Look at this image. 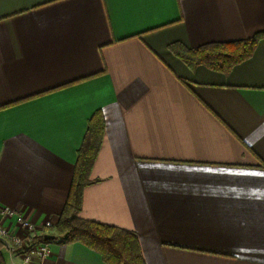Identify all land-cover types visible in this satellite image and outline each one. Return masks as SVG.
Wrapping results in <instances>:
<instances>
[{"label": "crops", "instance_id": "obj_1", "mask_svg": "<svg viewBox=\"0 0 264 264\" xmlns=\"http://www.w3.org/2000/svg\"><path fill=\"white\" fill-rule=\"evenodd\" d=\"M258 33L264 0H0V209L54 227L100 111L76 217L134 233L144 264H264V37L228 74L167 48ZM47 242L41 264H104Z\"/></svg>", "mask_w": 264, "mask_h": 264}, {"label": "trees", "instance_id": "obj_2", "mask_svg": "<svg viewBox=\"0 0 264 264\" xmlns=\"http://www.w3.org/2000/svg\"><path fill=\"white\" fill-rule=\"evenodd\" d=\"M264 33L253 35L250 39L209 43L188 49L180 43L168 45V51L188 68L197 66L228 74L231 69L248 59ZM104 118L95 111L87 121L82 142L76 153L71 182L64 206L52 228L42 231L51 232L65 244L78 243L99 255L104 264H144L137 237L134 233L109 225H102L75 216L81 208L83 189L91 184L89 175L102 143ZM32 241L42 242L43 235ZM5 250L0 243V264H5Z\"/></svg>", "mask_w": 264, "mask_h": 264}, {"label": "built area", "instance_id": "obj_3", "mask_svg": "<svg viewBox=\"0 0 264 264\" xmlns=\"http://www.w3.org/2000/svg\"><path fill=\"white\" fill-rule=\"evenodd\" d=\"M0 216L2 218H13L19 229L23 230L20 235L17 232H10L0 224V243L9 258H18L17 264H41L48 254V242L32 241L33 234L36 232L35 226L12 210L0 209ZM50 227V223L44 224V228Z\"/></svg>", "mask_w": 264, "mask_h": 264}, {"label": "rangeland", "instance_id": "obj_4", "mask_svg": "<svg viewBox=\"0 0 264 264\" xmlns=\"http://www.w3.org/2000/svg\"><path fill=\"white\" fill-rule=\"evenodd\" d=\"M22 217V216H21ZM23 218V217H22ZM3 219V218H2ZM3 221V220H2ZM2 221H0V224L2 225V226H4L3 224H2ZM5 227V226H4ZM52 228V227H51ZM44 230H47V229H44ZM10 232H11V230H9ZM21 231V232H20ZM20 231H18L17 233H19L20 235L23 233V230H21L20 229ZM53 233H52V230H51V232H47L45 235H52ZM40 235H44L43 233H40L39 234V236ZM55 237V236H54ZM44 241V240H43Z\"/></svg>", "mask_w": 264, "mask_h": 264}, {"label": "water", "instance_id": "obj_5", "mask_svg": "<svg viewBox=\"0 0 264 264\" xmlns=\"http://www.w3.org/2000/svg\"><path fill=\"white\" fill-rule=\"evenodd\" d=\"M55 237L53 235H43V240L44 241H51L53 240Z\"/></svg>", "mask_w": 264, "mask_h": 264}]
</instances>
